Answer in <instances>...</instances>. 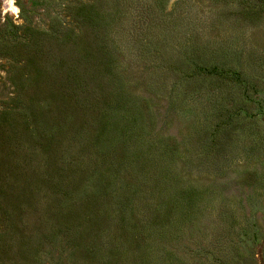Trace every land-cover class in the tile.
Masks as SVG:
<instances>
[{
    "label": "rangeland",
    "instance_id": "rangeland-1",
    "mask_svg": "<svg viewBox=\"0 0 264 264\" xmlns=\"http://www.w3.org/2000/svg\"><path fill=\"white\" fill-rule=\"evenodd\" d=\"M0 264H264V0H0Z\"/></svg>",
    "mask_w": 264,
    "mask_h": 264
},
{
    "label": "trees",
    "instance_id": "trees-1",
    "mask_svg": "<svg viewBox=\"0 0 264 264\" xmlns=\"http://www.w3.org/2000/svg\"><path fill=\"white\" fill-rule=\"evenodd\" d=\"M91 8V7H90ZM80 9H78V13L77 14H80L79 11ZM90 12L92 11H89L88 15L84 13L80 14L79 15V19H81L82 16H84L85 18L88 17L90 20H93V19H96L97 20V26H101V28H106L107 25H110V22L107 23V19H110V16L109 14H106L105 12V15L103 12H100V11H94L92 12L91 16H90ZM99 29V28H98ZM91 58V57H90ZM66 63V61H63ZM109 60L107 61V67L109 68V71L112 69V65L111 63H109ZM95 66H99V65H95ZM106 66V65H105ZM103 65V67H105ZM78 67H79V64H76V61H71V66H69V68L65 69L63 71V73L61 74V78H60V81L59 83L57 84V86L52 90L53 93H56V95L59 96V98H61L62 100L64 101H68L70 102L71 104H74V106L80 110L84 107H86L87 105L83 103V101H80L78 99V97L84 93L85 90L84 89V86L87 87L88 86V82H87V78H86V75L83 74V76H81L79 74V70H78ZM102 67V66H101ZM94 74V73H93ZM112 75V78H114V81L112 79H109V78H104L103 75H102V79H106L108 82H118L116 83V88L118 89L116 94L118 97H122L123 95V92H122V86L120 84V81H119V78L118 76H116L115 74L113 73H110ZM94 76L96 75H93L91 76V79H94ZM112 83V84H113ZM73 101H75L74 103H72ZM65 116L61 117L64 119ZM141 117H142V112H141ZM136 119L138 121H141L140 120V116H137ZM85 132L84 129H79L77 131H75V134L76 135H83V133ZM98 134H94L93 138L94 140L98 139L101 135V132L102 130L99 129L98 131ZM140 135V134H139ZM132 136H134L136 138L137 135H134L132 134ZM92 139L89 141V144L90 145H93V141ZM128 138H120L119 141H118V145H120V148L123 149V152L126 153L127 152V149H128V144L131 140V138L129 137V140H127ZM112 152H115L114 149H112ZM172 152L168 149H166V152H164L165 156L166 157H170V160H168L169 162H172L174 159V157L172 156L171 154ZM114 155V153H112ZM125 156V155H123ZM123 156L121 157V160L123 158ZM204 194H202V191H199L198 193L193 192V193H190L189 195V198L192 197V203H194L195 205H200L202 203V201L204 202Z\"/></svg>",
    "mask_w": 264,
    "mask_h": 264
}]
</instances>
